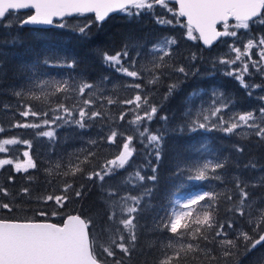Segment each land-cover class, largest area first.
Masks as SVG:
<instances>
[{
	"label": "trees",
	"instance_id": "obj_1",
	"mask_svg": "<svg viewBox=\"0 0 264 264\" xmlns=\"http://www.w3.org/2000/svg\"><path fill=\"white\" fill-rule=\"evenodd\" d=\"M170 5L174 9L177 8L173 4ZM161 9L157 5L156 10L158 11L155 14L142 15L144 13H141L139 16H128L118 12L109 16L103 23H97L93 14L75 16L57 22L54 27L48 29L21 26L18 21L10 19L19 15L26 18L31 14L30 12L13 13L7 17L3 23L10 22L11 27H4L3 23H0V128L4 129L3 132H0V139L15 138L21 141H29L31 145L30 153L37 165L36 168L27 172H17L13 165H6L0 169V187L7 189L10 193L9 196L0 194V201L10 203L13 207L12 212L0 209V218L13 220L48 219L60 223L65 215L79 214L85 219L92 220V234L101 242H104L107 238L104 231L106 227L110 226L113 230L116 227L122 228V225L118 224L120 218L118 210L117 223L110 224L108 221L110 209L106 203L105 190H116L117 196L115 199H119L120 196L126 194L138 196L145 188H151V197H146L141 203L142 211L134 214L137 216L138 240L136 249L126 264H155L162 255L160 252L161 242L166 243L171 233L153 231V219L157 216H164L165 212L173 206L178 194H187L190 191V188L187 187L190 181L187 179L188 173L186 171L178 172V169H184L196 162L197 155L201 151H192L193 148H199L208 137L212 151L210 159L216 160L228 157L227 167L221 170L224 175V182L209 180L207 191L219 192L227 188L233 190L234 193V185L231 179L233 175L238 174L242 177L259 176V174L252 171L253 169L243 167L249 161H253L258 165L257 169L262 171L261 169L264 167V143L258 142V138L254 136L245 140L239 138L238 135H228L218 129H213L209 133H206L203 129L190 130L189 120L193 119L194 115L191 117L186 115L188 106L185 104V100L189 97V92L193 90L208 89L210 84L207 81V76L201 79L198 78L199 86H195L194 80H188V77H182L181 75L177 77L174 72L166 70L170 74L164 75L160 83L153 85L143 82L147 84V91L150 92L149 103L160 107L156 117L151 122H144L140 125L130 123L136 112H140V110L133 111L132 105L122 103V101L129 99L131 95H133L132 99L136 95L135 91L123 93L117 87L115 93L119 91L117 97L120 100H114L115 103L113 104L107 103V98L111 97L108 93L110 91L108 85H111L112 81L124 85L127 81L113 67L103 63L99 52L106 51L114 54L120 51L124 44L130 40L137 41L144 47L152 40L172 35L177 37L181 43L185 41V55L191 57L195 53L197 59L195 61L190 59L194 62V66L202 67L201 69L207 73L212 69L213 63L209 59V53L218 50L222 46L221 41L215 47L205 49L200 45L201 43L184 40L176 29L171 26H160L157 23L156 16L161 14ZM84 20H88L87 24H90L86 36L78 32L81 25L79 22ZM60 23H67L68 26L58 27L57 25ZM252 27L251 33L264 35V25H253ZM73 59L76 61V66L73 68L67 67L66 63L71 62ZM45 60H48L49 63L45 64ZM137 67L141 70V67ZM219 76L221 74L217 75V77ZM104 77L109 79L101 83ZM81 80L96 85L92 90H86L84 97H79L77 92L70 91L68 94L57 93L51 95L48 102L44 103L32 99L30 96L32 92L37 95L41 94L42 89L38 85L42 81H67L69 84L75 83L78 85ZM177 82H179V87L176 91L167 100H163L168 85ZM232 87H235V92L231 90L233 96L237 99H243L241 101L243 104L248 103L243 88L235 81L234 83L229 82V85H227L228 90ZM43 91L51 93L53 89L49 85H45ZM17 92H20L21 95L17 96L15 94ZM90 92L93 94L91 98L95 103L87 110L89 112L100 111L102 113L101 117L86 118L85 127L81 128L72 122L73 119L79 118L78 112L74 111L73 117H67L66 121L57 120L55 123L43 125L44 119L51 121L56 115L65 116L62 111L53 112L50 110L56 108L57 104L63 103L69 108H73V105L82 107L83 99L88 98ZM103 103H106L104 108L101 106ZM27 105H31L32 109L38 113L47 112L48 115L38 117L21 116L20 113L26 110ZM122 113H125L123 121L119 119ZM164 115L169 118L166 122L160 119ZM17 123H36L41 124L42 127L35 129L15 127ZM145 127L151 133L163 135L159 161L156 160L153 154V148L147 146L146 139L141 143L139 132ZM47 128L55 131L53 137L39 135ZM113 130H117L118 133L123 135H118L116 143L110 144L107 142V136ZM127 136L134 137L133 147L135 153L125 168L116 170L114 174L106 176L102 187L99 180H87L88 173L101 171L108 160L118 155ZM235 144L244 145L245 152L242 155L234 151L233 145ZM23 149L25 148L21 144L13 146L8 153L0 154V157L19 160L18 155H23ZM204 154H200V156H204ZM85 157L88 158V163L81 165L83 172L78 173L75 177L63 175L64 172L69 171L68 166L70 164H78ZM57 164L60 165L59 168L56 167ZM153 167L156 168L155 173L152 171ZM137 171L145 176L144 182L141 183L135 178V172ZM49 172H51V175H49ZM153 174L156 175L157 179L155 181L148 180L147 177ZM65 183H72L74 189L84 185V195L77 198L70 192V199L65 203V207L60 210V216L45 218L36 215V212L40 209H45L49 213L55 209L51 202L45 205L38 202L35 197L53 192L59 194ZM25 187L30 188L31 199L18 195L20 189ZM249 191L251 199L257 198L254 200L257 202L256 206L264 207V203H260L264 199V187L249 188ZM254 192H257L259 196L254 197ZM217 207L216 216L219 222H226L229 219L234 222L233 228L226 229L229 238L235 239L236 233L245 231L252 237V240L248 241L250 245L252 241L264 234V224L261 225L258 231H253V225L248 223L247 215L239 217L238 214L233 215L227 212L228 202L225 200L221 199ZM252 215L257 216L258 212L254 210ZM216 239L219 240L222 237ZM150 241L155 242L154 247H148ZM201 244L202 247L205 246L204 242H201ZM238 244V250H234L235 255L227 259L222 256L220 250L214 244H208L206 246L214 249L213 254L217 259L209 260L201 256L199 260H192L189 257L187 264H259L257 258L264 250V244L250 252H246L242 240L238 241ZM101 258H104L102 254ZM107 264H111V258L107 259ZM181 264H184V262L181 261Z\"/></svg>",
	"mask_w": 264,
	"mask_h": 264
},
{
	"label": "snow or ice",
	"instance_id": "obj_2",
	"mask_svg": "<svg viewBox=\"0 0 264 264\" xmlns=\"http://www.w3.org/2000/svg\"><path fill=\"white\" fill-rule=\"evenodd\" d=\"M170 4L178 6L176 10L169 7ZM167 9L174 17L185 18L186 23L183 27L186 29V37L192 41H202L204 45L211 46L214 41L221 37H237V29L249 30L253 25H264V0H0V23L11 16L14 12L19 10H31L30 15L19 20L21 26L26 25H48L54 24L55 20L64 21L67 17L84 16L85 14H94L95 21L102 23L109 17L110 14L121 12L128 16H139L144 10H152L155 6ZM234 21V23H230ZM180 23L179 20L176 21ZM157 23L165 25L172 24V20L161 19L157 17ZM218 25L222 26V30H218ZM4 27H11V23H3ZM58 27H67V23H60ZM90 24H84L78 28V32L86 36ZM177 45L175 37H164L155 42L149 49L148 55L151 59L147 64L141 66V70H135L137 59L130 54L134 51L135 57L139 58L142 54L143 45L137 41L130 40L125 43L120 51L110 54L106 51H100L99 55L103 63L123 75L139 80L142 72H147L149 75V84H158L164 75L175 72L187 77L190 73L183 65H176L172 63L173 57L176 55L173 47ZM259 48V61H252V67L258 71L264 72V35L257 38H249L243 46H230V50L234 52L235 58L232 60L220 59L221 64H235L236 61H241L242 57H249L251 50ZM191 60L197 59L195 53L190 57ZM129 61V66H125L124 62ZM49 63L48 60L44 61ZM66 66L73 68L76 66V61L66 63ZM132 69V70H130ZM249 64L243 63L239 74L235 72L226 73L229 76H235V79L245 88H260L261 85H248L244 81V74L248 73ZM194 74V73H192ZM104 77V80H108ZM49 85L53 91L45 93L43 88ZM42 91L40 95L35 92L30 94L32 99L47 103L51 95L57 93L68 94L70 91L78 93L79 97H84L86 90H92L96 85L81 80L77 85L75 83L69 84L67 81H42L38 85ZM136 89L142 90V85L136 83L133 85ZM179 87V82L168 85L167 92L163 100H167ZM17 96L20 92L15 93ZM251 95V91L248 93ZM93 94L90 92L88 98L83 99L82 107L73 105V108L65 106L63 103L56 105V108L50 109L53 112H63L65 116L56 115L53 120L44 119L43 125L55 123L57 120H65L67 117H73V112H78V119H73V123L79 127H85V119H95L102 116L100 111H88L87 109L94 105L95 101L91 98ZM199 93L192 92L185 100L188 106L186 115L192 116L194 99ZM215 99L213 100V107L210 109L200 108L195 113V118L189 120V128L191 131L197 129H204L209 131L211 129H218L228 135H238L241 139H248L249 136L258 138V142L264 143V106L257 111H247L225 119L221 113L228 108V103L223 102V93L213 92ZM264 101V96L259 97ZM217 100H221L217 106ZM108 104H113L115 101L107 98ZM122 103L133 106V111L143 108L142 113L136 112L135 117L130 123L140 125L144 122H151L156 117L159 107L156 104L149 103L148 95H141L140 92L132 98ZM21 116L33 117L47 116L48 113H38L34 111L31 105L26 106V110L20 113ZM125 113L119 117L121 121L124 120ZM161 120L167 121V115L161 116ZM15 127L21 128H40L41 124L36 123H17ZM246 129L248 131H238ZM4 129L0 128V132ZM39 135L46 137H53V131H42ZM118 135L117 130L111 131L107 136V142L110 144L116 143ZM141 143L146 139L147 146L153 148V154L157 161L161 158V146L163 142L162 134H155L149 132L148 128H143L139 132ZM133 136H127L121 145V150L113 159L108 160L101 171L90 172L86 178L89 181L99 180L101 187L105 181L106 176L115 173L116 170L123 169L129 163L130 159L135 153L133 147ZM24 143L29 147V141H21L15 138L0 139V153L9 151L7 146ZM93 143H95L93 141ZM236 153L243 154L245 147L243 144L233 145ZM207 151V145L201 144L199 148H193L192 151L200 152ZM91 155V153H90ZM26 158L23 161L15 162V170L17 172H27L29 169L37 167L28 151L23 153ZM79 159V158H77ZM228 157L223 159L203 161H196L184 169H178V172H187L188 180L208 181L217 180L224 182V175L221 170H224L228 164ZM12 159H0V168L5 165H12ZM88 163V158L80 161L78 164H70L69 171L63 175H71L75 177L78 173L83 172L82 164ZM60 167L59 164L56 165ZM239 167V165H237ZM245 169H257L258 165L253 161H249L243 166ZM264 171V167L261 169ZM153 173L156 168L153 167ZM51 175V172H49ZM135 178L139 182L145 181V176L141 175L139 171L135 172ZM31 179V177H29ZM150 181L157 179L156 175L147 177ZM232 182L235 192L231 189H222L216 191H203L195 195L188 196L185 200H176L173 206L165 212L164 216H157L153 219V231L168 232L171 236L167 242H161L160 252L162 255L155 262V264H187L188 258L192 260H199L201 256L205 259L215 260L217 257L213 254L214 249L207 247L208 244H214L227 259L235 255L234 250H238V241H243L246 252L254 250L258 245L264 242V234H261L258 239L252 241L249 245L248 241L252 237L248 232L239 231L236 233L235 239L229 238L226 229L233 228V221L229 219L226 222H219L217 220L218 202L223 199L228 202L227 212L233 215L238 214L239 217H248V223L253 225V231H258L262 224H264V207H257V202L252 200L249 188L264 187V175L257 177L255 180L249 181L244 179L241 175H233ZM84 185L74 189L72 183H65L62 186L59 194L48 193L35 197L38 202L47 205L51 202L54 205L53 211L49 213L45 209H40L36 212L39 217H57L61 215L60 210L65 207V203L69 201V193H73L75 197L80 198L84 195ZM0 194L9 196L7 189L0 187ZM106 203L110 209L108 221L110 224L117 223V210L120 218L118 224L122 228L106 227L104 231L107 238L101 242L91 232L92 220L85 219L79 214H68L62 217L60 223L50 222L48 219L35 220H13L0 218V264H107V259L111 258V264H126L131 259L133 252L136 249V242L138 240L137 230L138 223L137 214L141 209V203L146 197H151L152 189L145 188L144 191L138 195L133 196L126 194L115 199L117 192L114 189L105 190ZM18 195L32 198L30 188H22ZM235 195V198H234ZM130 202V203H129ZM264 203V199L260 201ZM0 209L12 212L13 207L10 203L0 201ZM258 212L257 216H253V211ZM126 233V235H125ZM217 237L222 239L217 240ZM201 242L205 246L202 247ZM155 242H148V247H154ZM99 250V252H98ZM101 254L104 258H101Z\"/></svg>",
	"mask_w": 264,
	"mask_h": 264
},
{
	"label": "rangeland",
	"instance_id": "obj_3",
	"mask_svg": "<svg viewBox=\"0 0 264 264\" xmlns=\"http://www.w3.org/2000/svg\"><path fill=\"white\" fill-rule=\"evenodd\" d=\"M169 7H172L173 10H176V8L174 9L173 6L169 5ZM158 10H156V6L154 7V9L152 10H144L142 11V15H153L157 12ZM160 15L156 16V21H157V17L161 18V19H168V20H172L173 23L172 24H159L160 26H164V27H168L171 26L172 28L176 29L177 33L179 32L182 36V38L184 40H188L186 37V29L183 27V24L186 23V20L184 18H179V17H174L173 14L169 11H167V9L162 8L160 10ZM11 20L14 21H19L24 19L23 15H19L17 17H12L10 18ZM66 20V19H65ZM179 20L180 23H177L176 21ZM62 22V21H61ZM87 22H89L88 20H84V21H80L79 23L81 24L80 26H83L84 24H86ZM251 29H253V27H251L249 30H242V29H237V37H223L221 40V44L222 46L215 51H211L209 53V59H211L213 66H211L212 69H210V71L207 73L205 70H202V67H199L198 65H193V61H190V56L185 55L184 53V42L181 43V41H179V39L177 37H175L177 39V45H175L173 47V51L174 53H176V55L173 57L172 59V63L176 64V65H183L186 67V69L189 71V75L188 80H194L195 86L198 85V78H206L208 83L210 84V86L208 87V89H196L193 90L191 92H189V94H191L192 92H197L199 93V95L197 97H195L194 99V106H193V113L192 115H194L193 119L195 118V113L197 110H199L200 108H203L205 110L210 109L213 107V100L215 99V97L213 96V92H217V93H223V102L228 103V108L225 109L221 115L224 116L225 119H228L229 117L233 116L234 114H239V113H243V112H247V111H257V115L258 113V109L262 106H264V101L260 100L259 97L264 96V72L258 71L256 68L252 67V61H259L260 57H259V48H254L251 50V55L250 58L245 56L242 57L241 61H236L235 64H221L219 63L220 59H224V60H232L235 58V53L232 52L230 50V46H235V47H240L243 50V46L244 44L247 42V40L249 38H257L263 34H254L251 33ZM164 37H173L172 35L169 36H162L160 39L164 38ZM158 39V40H160ZM158 40H152L150 41L147 45H145L142 49V54L139 58L135 57V53L134 51L131 52L130 54L132 55L133 58L137 59V64H136V69L135 70H140L137 66L141 67L144 64H147L148 61L151 59V57L147 54L148 53V49ZM189 42L192 43H198L200 44L199 40L196 41H192V40H188ZM201 45V44H200ZM201 52V51H200ZM188 57V58H186ZM243 63H248L249 64V71L248 73L244 74V81L246 84L248 85H261L262 87L260 88H245L243 87L240 82L238 80L235 79V76H229L226 73L228 72H235L236 74H239V71L242 69L243 67ZM125 66H129V61H125L124 62ZM198 66V67H197ZM200 68V69H198ZM208 68V66H207ZM115 69V68H114ZM132 70V69H130ZM199 70V71H198ZM202 73H201V72ZM175 73V72H174ZM194 73V74H192ZM122 76H124L126 84L124 85H120L119 83H117L116 81H112L111 85H108L109 88V94H110V98L113 100H120L119 97H117V93H115V89L117 87H119L123 93H126L128 91H135V93L137 94V92H140V94L143 95H150V92L147 91L146 88V83H148V78L149 75L147 72H142V76L141 79L136 80L130 77H127L125 75H123L122 73H120ZM177 74V73H175ZM218 74H221V76L217 77ZM181 75L182 77H184L182 74H177V77ZM196 79H195V78ZM217 77V78H216ZM237 82V84L239 86H241L243 88V91L245 92V96L247 97L246 101L248 103L243 104L241 103V101H243V99H237L236 97L233 96L232 92H235V87L232 89L227 88V85H229V82H233L234 83ZM146 82V83H143ZM217 82V84H216ZM136 83H140L142 85V90H138L136 89L133 85ZM199 84L201 85V81L199 80ZM232 85V84H231ZM199 86V85H198ZM249 91H251V95H249ZM124 96V95H123ZM133 95L129 96V99H131ZM125 97V96H124ZM128 100V99H126ZM221 102V100H217V106L219 105V103ZM103 108L106 107V103H103L101 105ZM143 108L140 109V112L142 113ZM53 131L55 133L54 130H52L51 128H47L46 131ZM204 130V129H203ZM213 129L206 131L204 130L206 133L211 132ZM238 131H248L246 129H241ZM222 132V131H221ZM239 138H241L240 136H238ZM254 136H249L248 138H251ZM25 149H23V153L25 151L29 152V155L31 156L30 153V147L27 144L24 143H20ZM20 144H16V145H20ZM204 144L207 145L208 150L207 151H201L200 154H204V156H200V154H198L196 161H203L205 159H210L212 151L209 145V140L208 137L206 138V141L204 142ZM16 145H9L7 146L10 150V148H12L13 146ZM8 153V152H6ZM3 154V153H0ZM18 157L20 158L19 160H13L14 163L12 164L13 167L15 168V162L17 161H23L24 159H26L23 155H18ZM32 157V156H31ZM0 159H10V158H4V157H0ZM33 159V158H32ZM213 160V159H210ZM6 166V165H5ZM1 169V168H0ZM30 170V169H29ZM253 172H256L257 174H259V176L264 175V171H260L259 169H253ZM261 172V174H260ZM242 175L244 176V174L242 173ZM258 175H254L253 177L248 176V177H243L246 180L252 181L255 180L257 177H259ZM209 180L208 181H195V180H190L189 184L187 185V187H189L190 191L187 192V194H178L176 196V200H185L188 196L191 195H195L198 192H203V191H207V186L209 185ZM211 185V184H210ZM255 189V188H253ZM259 196V194L257 192H254V197ZM257 198H252V200H255ZM257 262L260 263H264V250L261 251L260 253V257L257 258Z\"/></svg>",
	"mask_w": 264,
	"mask_h": 264
},
{
	"label": "water",
	"instance_id": "obj_4",
	"mask_svg": "<svg viewBox=\"0 0 264 264\" xmlns=\"http://www.w3.org/2000/svg\"><path fill=\"white\" fill-rule=\"evenodd\" d=\"M18 12H24V13H26V12H30V13H31V10H19ZM116 13H118V12H116ZM31 14H32V13H31ZM89 14H91V13H89ZM89 14H85V15H89ZM113 14H115V13H112V14H110L109 16H111V15H113ZM72 17H75V15L72 16ZM72 17H67V18H65V19H69V18H72ZM106 20H107V18H106ZM106 20H105V21H106ZM105 21H104V22H105ZM57 22H61V21H60V20H55V21H54V24L51 25V26H48V25H26L25 27H31V28H45V29H48V28H52V27H54L55 24H56ZM102 23H103V22H102ZM220 26H221V25H218V26H217V27H218V30H221V29H220ZM222 38H223V37L219 38L217 41H214L213 44H212L211 46H206V45H204L202 41H201V45H202L205 49H210V48L216 46V45L222 40ZM50 222H53V221H50ZM54 223H56V222H54ZM263 244H264V242H262L260 245H263ZM260 245H258L257 247H259Z\"/></svg>",
	"mask_w": 264,
	"mask_h": 264
},
{
	"label": "flooded vegetation",
	"instance_id": "obj_5",
	"mask_svg": "<svg viewBox=\"0 0 264 264\" xmlns=\"http://www.w3.org/2000/svg\"><path fill=\"white\" fill-rule=\"evenodd\" d=\"M230 23H234V21H230ZM220 29H222V26H220Z\"/></svg>",
	"mask_w": 264,
	"mask_h": 264
}]
</instances>
